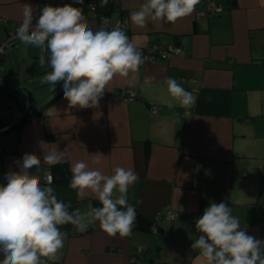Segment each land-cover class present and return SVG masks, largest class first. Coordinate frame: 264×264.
<instances>
[{"label":"crops","instance_id":"obj_1","mask_svg":"<svg viewBox=\"0 0 264 264\" xmlns=\"http://www.w3.org/2000/svg\"><path fill=\"white\" fill-rule=\"evenodd\" d=\"M46 1L53 6L69 4L0 0V43L23 20L25 4L40 13ZM91 1L79 5L85 17ZM95 1L103 8L100 0ZM216 2L222 10L215 17H196L203 9L199 3L175 22L149 19L141 28L130 15L143 0H113L108 15L125 24L137 48L174 43L185 55L144 62L130 73L129 79L135 76L131 85L126 78L115 77L98 108H70L62 81L55 89L46 86L42 94H25L22 89L51 71L47 53L45 66L37 67L40 52L34 46L17 39L0 56V97L9 102L8 108H0V126L13 124L0 133V184H6L9 171H19L15 161L35 154L41 165L32 171L41 183L45 184V171L55 166L50 185L58 199L71 204L69 211L83 212L99 202L89 191L78 196L69 188L72 164L82 160L105 175L120 166L138 175L127 198L145 219L152 221L166 206L175 212L173 219L157 220L154 234L150 228L133 229L125 238L109 237L98 222L84 233L64 225V247L48 264H127L131 256L139 255V246L145 247L143 264H204L191 245L200 235L195 221L210 202L226 203L247 234L264 240V0ZM169 77L193 94L191 108L178 102L167 107L171 97L164 81ZM181 77L189 80L179 81ZM120 87L135 88L138 97L122 101L116 95ZM149 103L157 107L155 114L149 113ZM24 107L32 114L18 122ZM55 148L65 152L63 160L44 163L45 151ZM96 154L102 155L100 165L92 163Z\"/></svg>","mask_w":264,"mask_h":264},{"label":"clouds","instance_id":"obj_2","mask_svg":"<svg viewBox=\"0 0 264 264\" xmlns=\"http://www.w3.org/2000/svg\"><path fill=\"white\" fill-rule=\"evenodd\" d=\"M83 5L84 0H74ZM109 0H100L105 7ZM200 0H143L139 10L131 13V22L146 27L149 19L161 23L175 22L190 15ZM33 7L25 4L23 20L16 30V38L39 49L37 67L47 64L42 84L55 89L63 82L64 98L69 107L98 108L107 85L117 76L126 78L131 85L140 65L145 62L142 50L130 42L125 28L118 21L111 30L101 27L93 31L83 14L82 7L72 4L45 5L33 24ZM164 83L171 99L168 108H191L193 94L175 78ZM65 152L56 148L45 151L43 162L55 165ZM92 163L101 164L100 154ZM19 171L5 174L6 184H0V264H48L58 259L67 233L64 225H72L84 233L98 222L109 237L132 235L137 212L128 201V190L138 175L131 168L117 166L111 175L98 168L90 169L84 161L71 166L69 188L78 196L91 192L100 206H89L69 211L70 203L58 199L53 187L42 184L33 169L39 170L41 159L35 154H24L22 162L15 161ZM200 233L191 248L199 251L204 264H264V240L247 234L240 218L226 203L210 202L203 215L195 221Z\"/></svg>","mask_w":264,"mask_h":264},{"label":"built area","instance_id":"obj_3","mask_svg":"<svg viewBox=\"0 0 264 264\" xmlns=\"http://www.w3.org/2000/svg\"><path fill=\"white\" fill-rule=\"evenodd\" d=\"M42 4L48 5V2L46 1ZM69 4H72L74 7H79L80 5V4H76L74 0H69ZM200 4L203 6V9L196 13V17H206V18L215 17L222 10L221 6L216 2V0H200ZM39 15L40 13L38 11V8H36L33 11V24H35V21ZM85 18L89 24V27L93 31L98 30L101 27H105L107 30H111L113 27H115L118 21L120 22L121 26L125 28L126 31L125 24H123V22L120 19H112L110 18L109 15L101 13L98 10V6L95 1H91L89 3L88 13ZM21 22H18L16 24L15 29L13 31H10L7 37L5 38V40L0 43V56L4 55L9 49L15 46V43L17 41L16 30ZM138 49L142 50L144 57H146L145 63H154L155 61L158 60H166L171 56L185 55V51L174 43H170L166 46L153 43V44H147L144 47ZM186 80L189 79L185 77H181L179 79V81H186ZM116 95L122 101L130 102L138 97V92L135 88L132 87H120L116 90ZM148 111L150 114H155L157 111V107L153 103H149ZM9 127L10 124L1 126L0 133L8 130ZM43 181L45 184L52 183V173L49 169L45 171ZM160 217H164L165 219H173L175 217V212L168 206L164 207L161 211H159L155 215L150 225V232L152 234L156 232L157 229L156 222ZM144 251H145V247L139 246L137 248V252L139 253V255L131 256L127 264H143L142 254Z\"/></svg>","mask_w":264,"mask_h":264},{"label":"trees","instance_id":"obj_4","mask_svg":"<svg viewBox=\"0 0 264 264\" xmlns=\"http://www.w3.org/2000/svg\"><path fill=\"white\" fill-rule=\"evenodd\" d=\"M95 1V0H93ZM96 2V1H95ZM97 3V2H96ZM98 5V4H97ZM113 8V0H109L108 4L103 7L100 8L98 7V10L101 11V13L107 14L108 12ZM23 116L21 117V119L18 122H22L24 120H26L28 117H30V115L32 114V112L28 109V108H23ZM11 126H13V124H11ZM11 126L9 128H11ZM1 127V126H0ZM55 166H52V168H54ZM52 168H49V170L52 173V177H53V171ZM100 204L97 203L95 205V207H99ZM137 217H136V222H135V226H134V230H140V231H149L150 225L152 223V221H149L147 219H145L137 210Z\"/></svg>","mask_w":264,"mask_h":264},{"label":"rangeland","instance_id":"obj_5","mask_svg":"<svg viewBox=\"0 0 264 264\" xmlns=\"http://www.w3.org/2000/svg\"><path fill=\"white\" fill-rule=\"evenodd\" d=\"M30 85V84H29ZM45 86L42 85L41 83V79H37V80H34L32 83H31V87L29 86H26L24 89H22V91L26 94V91H30V92H33V94H36V95H39V94H42L43 91L46 89V86H49L48 84H44ZM3 89H6V90H12L11 88H6V87H3ZM2 93V92H1ZM8 104L9 102H7V99L4 97V96H1L0 97V108H8ZM11 106L13 108H15V104L12 105V103H10ZM4 113V112H3ZM12 120V118H11Z\"/></svg>","mask_w":264,"mask_h":264}]
</instances>
